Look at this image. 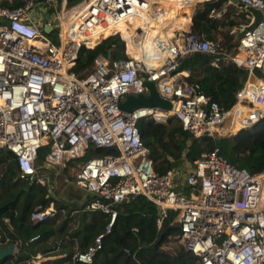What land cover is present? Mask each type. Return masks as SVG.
<instances>
[{
	"label": "built area",
	"instance_id": "built-area-1",
	"mask_svg": "<svg viewBox=\"0 0 264 264\" xmlns=\"http://www.w3.org/2000/svg\"><path fill=\"white\" fill-rule=\"evenodd\" d=\"M62 1L0 4V146L13 154L18 178L43 184L40 169L60 174L91 149L107 151L89 157L73 177L64 178L65 184L91 193L81 211L110 217L105 231L72 259L91 263L111 231L115 205L141 195L157 208V229L169 210L175 212L173 222L179 231L174 236L200 264H264V168L251 172L235 167L214 148L192 161L182 179L186 192L178 191L175 169L155 171L137 127L141 118L166 122L174 117L193 137L214 138L235 135L264 118V79L255 72L264 73V0H236L245 11L253 7L262 14L260 22L239 38L236 53L190 30H174L166 37L165 28L144 47L143 58L127 53L125 58L111 59L99 53L83 74L72 70L82 47L93 48L110 35H119L125 50L128 40L140 46L143 34L158 20L147 9L149 0H89L72 19L63 20ZM36 4L41 5L39 14L30 12ZM246 19L243 25L253 21L247 11ZM44 26L54 30L57 43L45 35ZM107 28L110 33L93 46L82 39ZM195 52L212 55L214 66L225 60L246 70L245 82L228 108L199 83L186 82L183 76L188 73L176 71L182 58ZM143 79L155 81L159 95L172 101L171 110L120 109L127 95L148 93ZM42 145H48V152L38 166ZM57 212L53 203L38 205L30 220L40 223Z\"/></svg>",
	"mask_w": 264,
	"mask_h": 264
},
{
	"label": "trees",
	"instance_id": "trees-1",
	"mask_svg": "<svg viewBox=\"0 0 264 264\" xmlns=\"http://www.w3.org/2000/svg\"><path fill=\"white\" fill-rule=\"evenodd\" d=\"M24 1L1 0L0 4L17 7ZM73 1L75 0H68V2ZM228 1L231 2L230 0H202L195 7L193 14L180 19L170 32L172 33L175 29H187L191 19V32L213 39L214 30H219L227 23L225 40L219 45L222 49L233 53L238 42H235V35L231 34V30L239 27L241 22L230 16L231 7L234 5ZM169 2L171 0H167L166 5ZM178 2L184 4L188 1L178 0ZM217 12L221 13L220 17L216 16ZM168 14L167 24L160 26L157 30L161 31L164 27L167 28L177 22L178 15L175 12L169 10ZM238 15L246 21V11ZM45 35L57 43L54 30ZM165 36L171 37L167 33ZM133 45L136 44L128 40L129 53L133 52ZM124 48V41L119 35H110L93 48L82 47L72 70L79 73L91 66L99 53L110 55L111 59L125 58L127 55ZM212 60L213 56L206 53L189 54L181 67V71L188 73L186 77L183 76V79L189 83H199L204 92L217 101L222 108H228L235 101V92L244 84L247 72L231 61L223 60L218 63V66H214ZM258 75L264 79V73L259 70ZM137 127L143 144L149 150L154 169L160 174L179 167L185 162L192 163L202 152L214 148H218L219 154L235 167H244L251 172L264 168V118L235 135L214 138L191 136L189 132L182 129L179 121L174 117H168L166 122H156L150 117L141 118L137 122ZM47 152L48 145L39 147L38 166L43 162ZM90 153L101 156L107 151L91 149ZM87 155L80 159L86 158ZM83 163L72 166L70 161L64 168L63 174L68 171L67 177H73ZM50 203L56 207L57 214L43 222L32 223L30 213L33 209L38 205L46 207ZM115 208L117 216L111 231L104 236L102 247L93 257L92 262L74 261L72 256L76 251L86 250L94 242L96 235L105 231L110 220L109 215L100 211L79 212L76 228L64 233L68 221L73 217L72 209L51 196L45 184L18 178L13 154L0 149V244L7 246L15 243L17 248L14 256L0 261V264H30L28 262L38 252L44 257L41 264H200L199 258L181 245L173 252L162 249L165 242L179 231V227L173 222L175 216L173 210L168 211L162 227L157 229V208L146 197L141 195L131 197L115 205ZM62 210L66 217L56 224L57 216ZM134 227L138 228V232L133 231ZM36 235H39V238L32 241L31 239ZM66 236L69 237L68 241L63 242ZM54 237L61 240L67 253L65 256L54 254V258H49L53 255L50 253L53 248L48 242Z\"/></svg>",
	"mask_w": 264,
	"mask_h": 264
},
{
	"label": "rangeland",
	"instance_id": "rangeland-1",
	"mask_svg": "<svg viewBox=\"0 0 264 264\" xmlns=\"http://www.w3.org/2000/svg\"><path fill=\"white\" fill-rule=\"evenodd\" d=\"M89 0H75V1H73V2H68L67 0H63L62 1V10H61V16L63 17V20H65V17L66 18H73L75 15H76V12L80 9V7L81 6H83L85 3H87ZM188 2H184V4L183 5H185L186 7H189L190 9L192 8V11L191 12H193L194 11V9H195V7L199 4V3H201L202 2V0H187ZM197 2V3H196ZM228 3H231V2H229L228 1ZM227 3V4H228ZM175 4H181L180 2H178V0H171V2H169L168 3V5H166V4H164L163 3V5L162 6H168V8H169V6L171 7H173ZM226 4V5H227ZM182 5V4H181ZM40 4L39 5H35L34 7H33V10H30V12H33V13H37V14H39V12H40ZM51 11V10H50ZM236 11H237V9H236V7L234 8V6H233V8H231V10H230V16L232 17V19H235V20H237V21H239V22H241V23H244L245 21H244V19L242 18V17H240L238 14H236ZM186 15V14H185ZM218 17H220V16H218ZM230 17V18H231ZM179 18H178V20H177V23L179 22ZM177 23H175L174 25H172V26H169V27H167L166 29H167V34H172L171 32H170V30L177 24ZM226 23V22H225ZM226 26H227V23H226ZM226 26H223V27H220L219 28V30L217 29V30H214V33H213V35H214V40L216 41V42H218V43H222L225 39H224V35H225V33H226V31L228 30L227 29V27ZM240 30V27H235V28H233L232 30H231V34H234L235 35V37H236V34H237V32ZM95 43H97V41H95L94 43H93V45H95ZM92 45V46H93ZM140 46H142V44H139ZM136 46H138V45H133V52H131V53H129L128 51H127V48H126V50H125V48H124V52H125V54L126 55H128V54H130V55H132V56H134L135 57V48H136ZM128 53V54H127ZM233 53H236V50H234L233 51ZM256 72V74L258 75V70H256L255 71ZM80 74H83V72H81ZM260 76V75H259ZM192 136V135H191ZM2 148V146H0V149ZM86 154H88L87 155V157L86 158H82V159H76V160H72L71 162H72V166H74V165H76V164H78V163H80V162H85L87 159H88V157H92V156H96V154L95 153H90V151H88ZM191 168V163H189V162H185V163H183L181 166H179V167H175L174 169H175V171H176V175H175V178H174V184H175V189L176 190H178V191H183V192H186V189H185V184L183 183V177L185 176V174L189 171V169ZM48 170L49 169H45V168H43V169H40V171H39V173L41 174V173H46V172H48ZM68 171H65L64 172V174L63 173H60V174H56L55 175V178H56V183H57V185H62V184H65V182H64V178L67 176V173ZM52 193V192H51ZM50 192H49V194L50 195H52ZM188 194V193H187ZM82 208V207H81ZM80 212H82V211H80ZM79 213H74L73 214V217L68 221V223H67V226H66V228H65V232L64 233H67V232H69V230H71V229H74V228H76V226L78 225V215ZM75 215V216H74ZM65 214H64V212H62L61 211V213L57 216V220H56V224H58V223H60V222H62L64 219H65ZM53 239H55L56 241H58L59 239L58 238H56V237H54ZM179 246H180V241H179V239H177L175 236H171L169 239H168V241L167 242H165V244L162 246V249H164V250H166V251H169V252H173V251H175V250H177L178 248H179Z\"/></svg>",
	"mask_w": 264,
	"mask_h": 264
},
{
	"label": "crops",
	"instance_id": "crops-1",
	"mask_svg": "<svg viewBox=\"0 0 264 264\" xmlns=\"http://www.w3.org/2000/svg\"><path fill=\"white\" fill-rule=\"evenodd\" d=\"M154 3H158V4L163 5V3L164 4L167 3V0H156V2H154ZM232 4L234 5V8L236 7V9H237L236 14L245 11L238 3L236 4V3L232 2ZM163 7L166 9V20L168 19V16H169V14H168L169 10H171L172 12H175L178 15L179 19L186 18V16L193 14V12H191L192 8L190 9L189 7H186L183 4L182 5L181 4L180 5L175 4L173 7L169 6V8H167L166 6H163ZM231 8H233V6ZM191 17H192V15H191ZM247 22H248V20L246 19V21L244 23L239 24V27L241 28L242 25L247 23ZM190 26H191V19H190V22H189L187 29H175V31L178 32V31L190 30ZM157 28H159V27H157ZM145 41H147V40H142L143 45H144ZM184 74L187 75V72L184 71ZM184 77H186V76H184ZM41 175L46 179L45 185L47 186L48 192H50V193L52 192L51 196L55 197L56 199L60 200L61 202L65 203V204H67L69 206V208L72 209L71 215H73L74 213H79L81 211L80 210L81 207H83V205L86 204L87 202H89L92 198L91 193H89L85 189L80 188L78 186H75L73 184L57 185L56 178H55L56 173H55L54 169H49L48 172L41 173ZM62 212H64V210H62ZM82 212H84V211H82ZM68 238L69 237L66 236L65 239L63 240V242L68 241ZM48 243H49V245H51V248H53V250L50 252L53 255H51L49 258H54V254H56V256H65L67 254L66 250L64 249V247L61 244L62 243L61 240L56 241L55 239H50ZM73 248L75 249L76 247L74 246ZM15 250L17 251V248H15ZM37 255H38V257L36 259H33V257H32L33 260H31L32 263H30V264H41V262L44 260V257L42 256V253H40V252H38L35 256H37Z\"/></svg>",
	"mask_w": 264,
	"mask_h": 264
},
{
	"label": "water",
	"instance_id": "water-1",
	"mask_svg": "<svg viewBox=\"0 0 264 264\" xmlns=\"http://www.w3.org/2000/svg\"><path fill=\"white\" fill-rule=\"evenodd\" d=\"M233 3L237 4L236 0H231ZM246 11L253 16V21L249 24L242 25L240 30L237 32L235 37V42H238L239 38L244 35L248 30H252L262 19L261 12L253 7H247ZM49 15L46 14L44 22H48ZM44 31L49 32V27L44 26ZM110 57V55H108ZM186 61V57L182 58L179 62L176 71H181L183 63ZM143 84L147 88V94H138V95H127L124 101L120 103V109L123 112L130 113L134 110L147 107H158L162 110L168 111L172 109V101L161 97L157 91L155 81H148L143 79ZM16 244L10 243L7 246H1L0 244V261H4L7 258L14 256L16 253Z\"/></svg>",
	"mask_w": 264,
	"mask_h": 264
},
{
	"label": "bare ground",
	"instance_id": "bare-ground-1",
	"mask_svg": "<svg viewBox=\"0 0 264 264\" xmlns=\"http://www.w3.org/2000/svg\"><path fill=\"white\" fill-rule=\"evenodd\" d=\"M156 2V0H149V3H148V7L147 9L150 10L152 12V14L157 18V23L154 27H151L149 29L146 30V33L145 35L143 34V40H148V41H151L152 37L156 34H158L159 32H163V29L161 31L157 30V27H160V26H165L167 24V21H166V9L161 5V4H158V3H154ZM162 24V25H161ZM121 31L123 28H120ZM165 29V27H164ZM124 30V29H123ZM167 32V31H166ZM110 33V30L109 28L107 29H104L101 33L93 36V35H83V38L84 40L87 41L88 45H93V43L95 41H98L99 39H101L102 37L108 35ZM163 34V33H161ZM173 35V32L172 34H170V36ZM148 41H145L144 45L142 44V46H136L135 48V57L136 58H143V49L144 47H147L149 45V43L151 42H148Z\"/></svg>",
	"mask_w": 264,
	"mask_h": 264
},
{
	"label": "clouds",
	"instance_id": "clouds-1",
	"mask_svg": "<svg viewBox=\"0 0 264 264\" xmlns=\"http://www.w3.org/2000/svg\"><path fill=\"white\" fill-rule=\"evenodd\" d=\"M231 1V0H230Z\"/></svg>",
	"mask_w": 264,
	"mask_h": 264
}]
</instances>
